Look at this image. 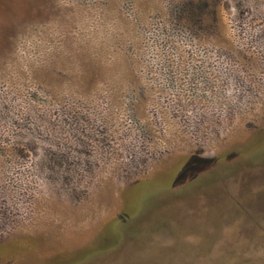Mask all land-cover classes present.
<instances>
[{
	"label": "rangeland",
	"instance_id": "1",
	"mask_svg": "<svg viewBox=\"0 0 264 264\" xmlns=\"http://www.w3.org/2000/svg\"><path fill=\"white\" fill-rule=\"evenodd\" d=\"M23 242L0 264H264V0H0V249Z\"/></svg>",
	"mask_w": 264,
	"mask_h": 264
},
{
	"label": "trees",
	"instance_id": "2",
	"mask_svg": "<svg viewBox=\"0 0 264 264\" xmlns=\"http://www.w3.org/2000/svg\"><path fill=\"white\" fill-rule=\"evenodd\" d=\"M2 3V2H1ZM4 4V3H2ZM202 159L197 156H191L187 161L184 163L180 169H176L172 172L168 177L164 178L163 180H148L144 179L141 181L135 182L126 192L127 206L119 220L112 222L106 229V234H108V238L110 242L121 241L122 239L126 238L128 231L126 230V226L124 225L125 220L127 221L130 217L135 216L138 211L143 207L144 204L150 198H154V195L159 194L167 190L168 188L172 187V185L176 184L178 180L183 176L181 174V170L184 168L190 167L192 164H198ZM182 175V176H181ZM28 242L23 243H15L10 244L9 247L1 248L0 249V256L7 258L11 256L13 252H23L25 251V245L28 247L30 246L27 244ZM114 245V244H113ZM14 253V254H15Z\"/></svg>",
	"mask_w": 264,
	"mask_h": 264
}]
</instances>
